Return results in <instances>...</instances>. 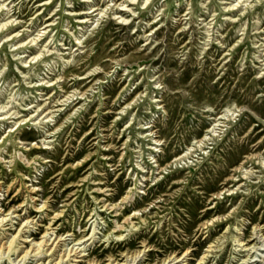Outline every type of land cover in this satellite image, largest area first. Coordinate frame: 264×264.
<instances>
[{
  "label": "rangeland",
  "instance_id": "obj_1",
  "mask_svg": "<svg viewBox=\"0 0 264 264\" xmlns=\"http://www.w3.org/2000/svg\"><path fill=\"white\" fill-rule=\"evenodd\" d=\"M0 209V264H264V0H0Z\"/></svg>",
  "mask_w": 264,
  "mask_h": 264
},
{
  "label": "bare ground",
  "instance_id": "obj_2",
  "mask_svg": "<svg viewBox=\"0 0 264 264\" xmlns=\"http://www.w3.org/2000/svg\"><path fill=\"white\" fill-rule=\"evenodd\" d=\"M148 0H145V3L147 2ZM87 2V1H86ZM125 5V4H124ZM226 8V7H225ZM230 17V16H229ZM231 18V17H230ZM83 22V21H82ZM11 33V32H10ZM17 33V32H16ZM77 41H79V40H77ZM36 57V56H35ZM3 115V114H2ZM47 118V117H46ZM18 122V121H17ZM16 123V122H15ZM214 130V129H213ZM159 142V141H158ZM35 202V201H34ZM41 206V205H40ZM108 207V206H107ZM21 209V208H20ZM38 209V208H37ZM1 210V209H0ZM12 215V214H11ZM43 217V216H42ZM4 218H1V222H2V220H3ZM14 219V218H13ZM11 220V219H10ZM25 222V221H24ZM27 222V221H26ZM47 224V223H46ZM115 224V223H114ZM22 225H23V223H22ZM2 227V226H1ZM123 226L122 225H118L117 226V228H122ZM45 233V232H44ZM59 234V233H58ZM48 235V234H47ZM21 236V235H20ZM13 237V236H12ZM24 237V236H23ZM118 237H120V235L118 236ZM50 238V237H49ZM4 239V238H3ZM14 237L10 240V241H8L9 243H8V245L6 246V247H4V244H2V245H0V251H4V249L5 250H7V253L8 252H10L12 249H13V246L15 247V245H14ZM87 240H89V238L87 239ZM86 240V241H87ZM6 241V240H5ZM46 240H41L39 243H37L35 246H37L36 247V251L37 250H39V248H40V246L42 245V243H44ZM50 241V240H49ZM60 241V240H59ZM82 241V240H81ZM4 242V241H3ZM47 242V241H46ZM53 242H51V244H52ZM249 243V242H248ZM50 244V245H51ZM53 245V244H52ZM57 245V244H56ZM29 249H30V247H28ZM252 248V247H251ZM28 249V250H29ZM145 249V248H144ZM34 249H32V251H33ZM71 251V250H70ZM69 251V252H70ZM73 251V250H72ZM28 252L29 251H27V250H25V252H24V254H22V257H21V259H23V258H25L27 255H28ZM67 253V254H63V255H66V256H69V254L70 253ZM80 251H78V253H79ZM141 252H144V250H138L137 252H135L134 254H132L133 256H135V255H139ZM53 253V252H52ZM190 253V250H186L180 257H177V255H175V256H173L171 259L170 258H168L169 259V262L170 261H172V260H174V261H177L176 262V264L178 263V262H181V261H183V259L185 258V256L186 255H188ZM74 254L75 253H73V256H74ZM1 255H2V253H1ZM53 255V254H52ZM127 255V254H126ZM134 258H137V256L136 257H134ZM60 260V259H59ZM114 260H116V259H113L112 260V262L111 263H113V261ZM132 260V259H131ZM186 261V260H185ZM202 261V260H201ZM58 262V261H57ZM57 262H55L54 264H57ZM164 262H165V260H164ZM92 263V262H91ZM93 264V263H92ZM118 264V263H117ZM167 264V263H166Z\"/></svg>",
  "mask_w": 264,
  "mask_h": 264
}]
</instances>
